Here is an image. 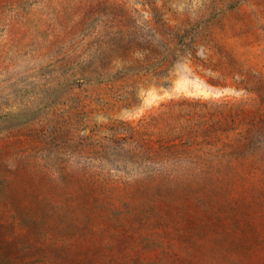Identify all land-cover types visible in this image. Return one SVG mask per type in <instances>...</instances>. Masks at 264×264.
<instances>
[{
  "label": "rangeland",
  "instance_id": "1",
  "mask_svg": "<svg viewBox=\"0 0 264 264\" xmlns=\"http://www.w3.org/2000/svg\"><path fill=\"white\" fill-rule=\"evenodd\" d=\"M0 264H264V0H0Z\"/></svg>",
  "mask_w": 264,
  "mask_h": 264
}]
</instances>
